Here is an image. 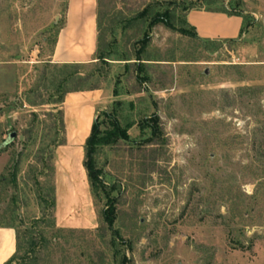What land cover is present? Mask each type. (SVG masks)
<instances>
[{
    "label": "rangeland",
    "instance_id": "374dc122",
    "mask_svg": "<svg viewBox=\"0 0 264 264\" xmlns=\"http://www.w3.org/2000/svg\"><path fill=\"white\" fill-rule=\"evenodd\" d=\"M102 1L116 52L83 66L81 87L105 91L103 111L130 125V139L96 157L109 194L95 201L99 227L70 233L51 229L40 199L51 198L54 144L64 137L51 56L66 0H0V144L17 133L0 149V227L44 221L45 264H264V0L213 3L245 17L233 42L153 26L144 73L136 42L147 25L122 32L118 23L174 0ZM111 208L109 225L102 213Z\"/></svg>",
    "mask_w": 264,
    "mask_h": 264
},
{
    "label": "crops",
    "instance_id": "0c3cea01",
    "mask_svg": "<svg viewBox=\"0 0 264 264\" xmlns=\"http://www.w3.org/2000/svg\"><path fill=\"white\" fill-rule=\"evenodd\" d=\"M98 0H66L65 16L54 45L55 65L97 63ZM199 40L236 41L243 35L244 18L224 12L192 10L186 16ZM101 88L66 94L61 105L65 143L54 150V219L59 229L95 230L99 217L84 166L85 145L105 107ZM16 253V231L0 227V264Z\"/></svg>",
    "mask_w": 264,
    "mask_h": 264
},
{
    "label": "trees",
    "instance_id": "16d2710c",
    "mask_svg": "<svg viewBox=\"0 0 264 264\" xmlns=\"http://www.w3.org/2000/svg\"><path fill=\"white\" fill-rule=\"evenodd\" d=\"M219 0H180V1H170V2H160L156 1L152 4L147 5L142 9V11L138 12L132 19L126 20L124 23L120 21L118 24L120 26L117 29H121L124 32L127 28L139 25H147L143 31L142 39L138 40L136 43L141 46L139 53L136 55L137 61L140 62L139 65V73L145 72V64L142 63L144 60L142 58V54L146 50V47L149 43L150 31L153 26L157 24H163L168 29L179 31L181 34L191 36L195 39H198V35L193 27H191L186 19L187 14L192 10H203L212 11V12H224L229 15H238L245 18L241 12L235 11L227 6H222L219 8H213L212 5L214 2H218ZM103 1L98 0V45H97V54L96 59L98 62L108 63L110 57L115 55L114 51L117 45V36L115 33V27H107L105 26L107 12H105V8L103 6ZM230 2V1H229ZM178 14H182L183 16L178 17ZM62 26V25H61ZM61 28V27H60ZM59 28V29H60ZM114 36V40L112 42L106 43V37L108 34ZM201 41V40H199ZM205 42L206 41H202ZM225 42H233L225 41ZM130 56L122 55L119 57L117 61H129ZM83 66L86 65H55V70L57 71L58 77L60 80L56 81V88L61 93V96L58 98L57 104H61L64 101L66 94L71 92H79L85 90H94L99 87L93 86L90 88H82L85 80L84 74L82 72ZM69 85H77L72 88H67ZM60 122L62 126V132L64 134L65 129L63 125L62 111L59 112ZM104 117L108 120L111 129L110 130H102V124L104 122H100V118ZM130 125L126 128H123L120 124L119 120L116 117H112L107 111H102L99 113L93 128L90 137L88 138L85 145V160L84 166L87 170L89 185L91 188V193L94 198V201L101 198V194L105 198H109V194L107 193V186L104 183L103 179V171L98 168L96 157L98 153L105 147L111 146L119 142L120 140L128 141V129ZM154 131L156 132V127H154ZM26 140L28 137L26 136ZM26 141L24 142V144ZM65 143V137H63L59 142L54 144V150L59 145ZM54 158V154L52 156V160ZM44 173V172H42ZM41 173V174H42ZM51 177H52V185L50 187V200L48 201L44 195L40 196L41 202L49 203L50 208L53 213V222L51 225V229H54L58 232H64L63 229H58L55 225L54 220V208H55V198H54V165L51 168ZM13 182H16V173L13 174ZM96 206V204H95ZM102 217L106 223L112 225L115 222V210L113 208L105 210L102 213ZM44 221L42 220H34L32 222L31 228H27L25 230H21L20 228H16L13 226H8L16 231V253L15 255L5 264H45L42 255V250L46 244H48V232L42 227ZM66 232L75 233L73 230H69ZM55 242L58 241V237L53 236ZM120 264H129V261L126 256L122 258Z\"/></svg>",
    "mask_w": 264,
    "mask_h": 264
},
{
    "label": "water",
    "instance_id": "95a60500",
    "mask_svg": "<svg viewBox=\"0 0 264 264\" xmlns=\"http://www.w3.org/2000/svg\"><path fill=\"white\" fill-rule=\"evenodd\" d=\"M205 75H209L208 70H206ZM16 138H17L16 132L9 134L8 138L2 144H0V149H4L10 146ZM21 139H23V137H21Z\"/></svg>",
    "mask_w": 264,
    "mask_h": 264
}]
</instances>
